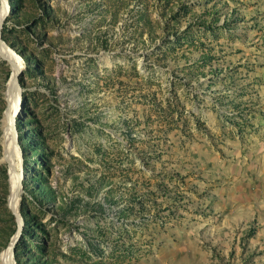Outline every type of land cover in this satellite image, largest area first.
<instances>
[{"label": "rangeland", "instance_id": "obj_1", "mask_svg": "<svg viewBox=\"0 0 264 264\" xmlns=\"http://www.w3.org/2000/svg\"><path fill=\"white\" fill-rule=\"evenodd\" d=\"M0 16V264H264V0Z\"/></svg>", "mask_w": 264, "mask_h": 264}, {"label": "bare ground", "instance_id": "obj_2", "mask_svg": "<svg viewBox=\"0 0 264 264\" xmlns=\"http://www.w3.org/2000/svg\"><path fill=\"white\" fill-rule=\"evenodd\" d=\"M3 19H4V16H0V31L2 29L1 27L3 25ZM0 49H2V51L6 50V49L1 48V47H0ZM2 51H0V52H2ZM4 54H5V52H4ZM9 60L12 61V64H13V74H12V78L9 82L8 91H7V98H8L9 106H8V110L6 111V114L4 117V124H5V126H8V132H7V136H6L7 142L5 144V147H6L8 152L12 149V152L14 154V158L16 157V160H14V163H13L14 166L12 165L13 167H15L14 170H16L19 168H18L17 152L15 151L13 127H14V119H15L17 112H18V92H17L16 87H15V80L14 79L17 77L19 70L17 69L18 64L15 63L16 61L13 62V60H11L10 58H9ZM7 156H9V155H7ZM19 182H20V180H17V176H16V178L12 179V183H11V200H12L14 207L16 205V199L19 197V194H20ZM7 253L8 252H5L4 256L2 257L3 264H11L10 256L7 255Z\"/></svg>", "mask_w": 264, "mask_h": 264}, {"label": "water", "instance_id": "obj_3", "mask_svg": "<svg viewBox=\"0 0 264 264\" xmlns=\"http://www.w3.org/2000/svg\"><path fill=\"white\" fill-rule=\"evenodd\" d=\"M0 44L2 45V40L0 38ZM20 182H21V179H20ZM19 182V186L21 187V183Z\"/></svg>", "mask_w": 264, "mask_h": 264}]
</instances>
